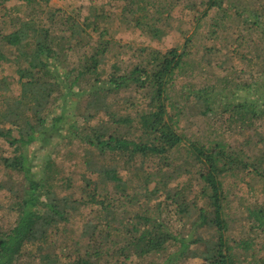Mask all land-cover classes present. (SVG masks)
<instances>
[{"label":"trees","instance_id":"trees-1","mask_svg":"<svg viewBox=\"0 0 264 264\" xmlns=\"http://www.w3.org/2000/svg\"><path fill=\"white\" fill-rule=\"evenodd\" d=\"M14 1L31 7V11L23 18H12L11 23H15L12 29L0 22V65L14 68L19 91L15 94L8 89V78L0 82V137L14 148L12 156L4 159V165L24 176V187L15 193L12 209L15 224L8 229L0 227V264H16L30 249L35 254V264H186L195 257L204 264H251L252 261L264 264V248L256 249L258 239L252 235L253 228L264 232V200L249 201L246 195L232 197L225 186L232 178L238 193L252 190L257 183L264 192V149L259 148L264 146V138H253L260 150L255 156L229 152L222 141L208 145L191 137L186 129L180 128L179 117L188 114L180 109L174 111L179 108L176 96L172 95L175 79L187 71L193 35L186 34L166 51L151 50L147 61L131 69L121 72L115 64L114 71L107 73L105 56L113 44L120 43L122 30L105 20L108 15L104 9L81 20L79 10L58 9L50 0H1L0 5ZM113 1L118 18L155 37L161 35V29L155 20L150 22L149 4L154 5L152 8L157 13L168 15L177 6L176 1L169 0L157 5L151 0ZM201 4L197 24L211 12L222 10L224 0H204ZM228 8L235 9L239 19L252 23L253 27L248 29L254 30L255 37L251 40L256 43L257 36L260 46L257 51L242 52L249 40L240 37L241 46L236 39L232 52H228L231 55L219 65L227 64L234 54L245 61L253 74L259 63L264 65V12L255 3L244 8ZM76 28H81L79 34ZM213 28L217 32L219 24L214 23ZM73 39L78 40L79 46H90L94 53H85L78 62L74 61ZM258 78L256 74L252 82L242 87L235 83L234 77H226L221 81L223 84H205L197 91L192 90L195 85H190L185 90L186 101L189 105L198 104V114L204 116L221 112L223 124L230 127L243 122L248 113L252 118L264 119V94L260 90L258 99L255 92L252 98L241 95L239 98L244 100L234 102L238 91L259 87ZM233 81L232 97L225 91ZM261 84L264 86V82ZM133 87L147 102L145 108H137L136 114L131 113L137 107L132 98H124L123 109L111 101L113 94L121 96ZM84 95L81 114L89 125L83 128V133L74 130L70 120L73 116L68 110L71 98L81 99ZM4 124L11 127L3 130ZM67 125L73 127L67 129ZM66 130L88 145V158L92 154L98 157L89 162L98 180L75 183L68 175V193L55 190L53 174L59 169L49 159L50 155L45 166L37 161L39 151L56 138L65 137ZM174 152L183 156L177 165L169 163ZM125 156L131 174L115 161ZM153 156L160 160L161 173L145 175L134 170L132 162L137 158L143 165ZM195 166L199 167L198 190L187 198L188 182L180 178L181 174H191ZM175 172L179 174L175 176ZM137 178L138 185L134 183ZM172 180L177 188L168 190L167 183ZM85 186L88 189L84 191ZM109 189L115 190V194L109 193ZM161 192L165 199L157 201ZM141 199L147 204L155 199L158 206L143 207ZM91 208L97 213L95 218H85L76 235L64 233V224L71 222L75 211ZM136 209L141 214H134ZM173 216L181 222L190 219L193 227L209 230V234L206 238L192 235L188 239L184 233H173L170 220ZM116 234L121 239L112 240ZM60 236L67 238L68 243L63 244ZM197 244H206L203 254L192 248Z\"/></svg>","mask_w":264,"mask_h":264},{"label":"rangeland","instance_id":"rangeland-1","mask_svg":"<svg viewBox=\"0 0 264 264\" xmlns=\"http://www.w3.org/2000/svg\"><path fill=\"white\" fill-rule=\"evenodd\" d=\"M1 1V0H0ZM154 4L161 3L162 0H151ZM176 1L177 5L170 15L167 13L159 12L157 13V9L152 8L154 5L149 4L150 7V22H158L157 26L161 29V35L159 37H155L152 34L143 33L140 29L135 28L130 25L128 22L123 21L122 19L116 16V6L113 0H50V3L57 7L58 9H68V11L79 10V15L81 16V20L87 15H94L97 13H101L102 9L105 10L106 21L114 23L113 26L118 25L121 27V35L119 36L120 43L116 42L112 45L110 44V50L106 54L104 62L107 73L114 71V65L119 66L121 68V72H124L127 69H131L134 65L140 64L149 58L151 50H161L166 51L168 48H171L179 43V40L182 39L183 36L189 34L193 35L194 38V46L191 50V56L188 60L187 71L179 73L177 78L175 79L174 91L172 93L173 97L176 96V100L179 102V108H175L174 111L181 110L184 111V114H188V116L184 115L179 117L180 120V128L186 129L187 133L191 135L194 139L200 141L201 143H208V145L215 143L216 141H222L226 146L229 152H238L243 156L247 154H256L260 152L259 148H263L264 146H258L256 141L253 138L263 137L264 138V119L252 118L251 114H247L245 120L238 121L233 127L228 126V123L223 124V118L220 117L219 111H215L214 113L218 115H210L204 116L198 114V104L189 105L187 103L186 93L189 89L190 85H195L192 90L197 91L204 85L213 86L216 82L222 83V80H225L226 77H234L235 83L241 85V87L245 83L252 82L255 79L256 74H259V78L257 79L259 82V87H255L251 91L248 90H240L238 91V98L234 99V102L240 103L244 99L239 98L241 95L245 97L250 96L254 97V93L256 92L255 98L258 99V91L264 94V65L259 63L256 67V71L250 73L249 68L246 67L245 61L242 62L237 59V56L233 54L228 59L227 64L223 65V60L225 57L231 55L228 52L231 50L233 45L236 43V39H239V45L241 46L240 37L245 36L249 43L245 44L241 51L245 53H250L257 51V47L260 46L258 44V37L256 36L255 40H251L254 38V30H249L248 27H253L252 23L246 22V20L239 19V17L235 14L234 10H230L228 7L238 8L239 6L243 7L250 6L252 3H255V7H257L261 12H264V0H224V6L222 10L217 12H211V14L204 18V20H200L197 24V14L199 8H202L201 1L204 0H169ZM252 2V3H251ZM193 5H196L195 7ZM193 6V8H192ZM160 9V6H159ZM31 11V7L29 8L27 5L21 2H11V3H3L0 5V22H3V25H6V28L12 29L14 27V22L11 23L12 18H23ZM250 12V10H248ZM254 11L252 12V14ZM223 16L225 22L223 24ZM249 16V14H247ZM257 16V15H256ZM264 16V14H263ZM264 20V19H263ZM214 23L219 24V28H216L217 32H213ZM264 22H262L263 24ZM197 24V25H196ZM81 26V25H79ZM1 27H3L1 25ZM81 28H76L77 33ZM79 34V33H78ZM97 38L96 36H94ZM78 40L73 39L72 43L75 45V48L72 54H75L74 61L78 62L79 58L82 57L85 53L90 54L94 53L93 48L86 47V45H77ZM96 43V41H93ZM256 46V47H255ZM143 48H147V50H143ZM232 50L230 51V53ZM234 57V58H232ZM73 61V60H72ZM222 64V65H219ZM215 68H214V67ZM5 78H8L10 83H8V89H11L12 92L18 94V80H16L17 75L14 72V68L9 65H0V82L4 81ZM14 78V79H13ZM230 83V86L226 89L225 93L229 94L233 97L232 92L235 90V84ZM257 82V83H258ZM258 89V90H257ZM221 90L220 93H222ZM249 92V93H248ZM125 94L119 96V93L113 94L111 101L116 103V107L123 109L122 103L124 102V98H132L137 107L131 109L132 114H136L137 108L143 109L146 107L147 102L142 100L141 92H137L135 88H131L128 91L124 92ZM175 93V94H174ZM218 93V92H216ZM258 93V94H257ZM78 99L79 97L71 98L70 109L68 110L69 115L73 117L70 119L71 123L74 126V130H80V132H85L83 128L88 127V122L84 121L82 118L81 111L83 112L84 98ZM226 98V96H225ZM193 100V99H192ZM196 102V101H195ZM193 102V103H195ZM2 107V106H1ZM197 110V112H195ZM188 111V112H187ZM222 111V110H221ZM187 112V113H186ZM228 113L226 117H228ZM218 116V117H217ZM188 117V118H187ZM72 126V127H73ZM11 126L9 124L2 125V129H8ZM67 125L68 128H72ZM80 128V129H78ZM16 135L17 132L14 131ZM63 138H56L51 144L46 146V149L43 151H39L38 163L41 166H45L46 160H51L59 169L58 171H54V182L56 183L55 190L57 192L68 191L67 177L70 175L75 183H84L86 184L87 179L98 180V175L93 173V168L91 164H89L90 159H97V154H92L88 158V145L83 143L79 137L74 134L69 133L67 130L64 131ZM264 143V142H263ZM241 147V145H244ZM13 146H11L5 138L0 137V227L4 229L11 228L16 221V215L13 209L14 200H16L17 192H21L24 187V176L18 172H11L4 165V159L7 157H11L13 154ZM184 152V151H182ZM50 155V158L47 157ZM255 156V155H254ZM252 156V157H254ZM158 157L153 156L146 160L145 164H141L139 158H137L133 163L134 170H137L145 175L155 173H161V165L159 164ZM100 160V158H99ZM128 157H117L116 163L119 165L121 169L126 172H129L130 164H127L126 161ZM183 161V156L178 152H174L171 155V159L169 163L179 164ZM131 163V164H132ZM39 166V167H41ZM166 167V166H165ZM199 167L195 166L191 169V174H181V180L188 182L189 188L185 190V196L187 198L193 197V193H196L198 188H196V180L199 179L198 173ZM131 174V172H129ZM179 173L175 172V176ZM134 175V174H133ZM235 178V177H234ZM165 179V177H164ZM236 182L235 179H233ZM136 185L140 184L139 178L135 179L134 182ZM240 184V182H238ZM235 183V184H238ZM191 184V185H190ZM226 188H228L232 197H242L246 195L249 201H254L255 198H260V200H264V192H262V185L257 183L256 186L252 188V190H248V192L241 194L238 193V188L233 187L232 178L229 179V182H226ZM84 188V189H83ZM82 189L85 191L88 187H83ZM166 188L168 190H175L177 188V183L175 181H170L167 183ZM101 189L103 185H101ZM196 189V190H195ZM115 190L109 189L108 192L112 195L115 194ZM200 192V191H199ZM198 192V194H199ZM197 194V195H198ZM121 194H119L120 197ZM165 195L161 192L159 200H164ZM153 199L151 204H147L144 200H140V204L146 205V208L152 207L157 208L158 202ZM117 203V202H115ZM114 203V204H115ZM202 205V204H201ZM164 207V205H163ZM95 208V207H94ZM150 208V209H152ZM95 210H98L95 209ZM161 214L160 212H158ZM241 213V212H239ZM134 214H141L139 209L135 210ZM97 213H95L94 209H84L81 211H75L71 222L67 225L64 224V233H70L71 235H76L77 232L83 226V222L85 218L93 219L95 218ZM162 215V214H161ZM136 219V218H135ZM137 220V219H136ZM171 220V231L173 233H184L188 235V239L198 237L199 235L205 237L209 234V230L199 229L195 226L193 227L192 221H188L190 219H183L182 222L177 220L175 216L170 217ZM246 230H250V226H247ZM101 234V233H100ZM257 236V244L254 245L256 249L259 251L264 248V232L261 229L253 228L252 235ZM206 238V237H205ZM112 240H119V236L116 234L112 236ZM60 241L63 244L68 243V239L60 236ZM206 244L203 245H193L192 248L198 252L202 253L204 251ZM203 254V253H202ZM35 254L30 249V253L21 257L16 264H35ZM156 262V259H154ZM162 262V261H160ZM186 264H204L201 258H191L189 262H185ZM251 264H254L253 261Z\"/></svg>","mask_w":264,"mask_h":264}]
</instances>
